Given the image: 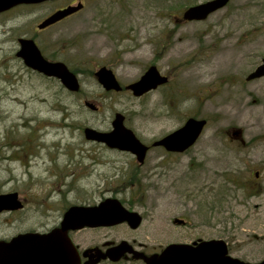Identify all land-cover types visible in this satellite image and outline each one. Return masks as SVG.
I'll list each match as a JSON object with an SVG mask.
<instances>
[{
	"label": "rangeland",
	"instance_id": "374dc122",
	"mask_svg": "<svg viewBox=\"0 0 264 264\" xmlns=\"http://www.w3.org/2000/svg\"><path fill=\"white\" fill-rule=\"evenodd\" d=\"M207 1L82 0L78 14L43 32L38 24L65 1L0 16V194L18 192L25 203L0 215V239L46 231L65 207L113 190L147 194L137 207L144 222L71 231L82 248L135 239L152 254L173 242L219 239L233 257L264 259V77L247 79L264 58V0H230L205 20H182L186 8ZM20 36L77 69L80 90L28 69L16 55ZM104 65L124 86L150 65L171 80L139 97L105 90L95 75ZM117 112L149 145L190 117L206 119L187 152L195 170L184 158L161 166L164 152L155 148L141 169L144 188L134 191L130 155L84 134L111 131Z\"/></svg>",
	"mask_w": 264,
	"mask_h": 264
},
{
	"label": "water",
	"instance_id": "95a60500",
	"mask_svg": "<svg viewBox=\"0 0 264 264\" xmlns=\"http://www.w3.org/2000/svg\"><path fill=\"white\" fill-rule=\"evenodd\" d=\"M47 0H0V13L19 4L40 3ZM230 0H209L204 3L188 7L183 13L187 21H201L213 12L225 7ZM83 8V3L60 9L43 20L40 28H44L60 19ZM179 19H177L178 21ZM20 49L17 52L26 66L48 77H56L71 92H78L81 84L78 76L62 61H50L44 57L34 39L20 38ZM95 75L106 90H122L114 71L107 66L101 67ZM264 76V59L262 63L247 76L248 80ZM169 81L167 76L160 73L157 66H150L141 78L129 84L135 96L158 88ZM86 105L97 109L91 102ZM206 119L190 117L180 128L154 142L163 145L173 152H184L194 145L201 136ZM111 131H99L91 127L84 129L85 137L107 144L112 148H119L134 153L140 163L144 162L148 147L136 136L132 129L125 125V115L117 112L112 122ZM239 132H235L238 135ZM258 175V174H257ZM17 192L0 194V213L5 210H16L23 206ZM142 217L139 213L129 211L119 200H106L95 207L71 206L63 215L60 226L41 233L28 231L20 233L10 240L0 239V264H82L79 252L69 236L70 230L83 227L111 226L128 222L132 228H137ZM175 223L182 222L176 218ZM131 251L127 241H122L116 247L101 255L113 261L119 260L126 251ZM100 257V258H101ZM100 258L95 260L97 262ZM94 263V262H93ZM147 264H264L249 262L229 255L228 245L224 240H200L194 244L172 243L161 253L146 258ZM87 264V262L85 263Z\"/></svg>",
	"mask_w": 264,
	"mask_h": 264
},
{
	"label": "flooded vegetation",
	"instance_id": "af4514ba",
	"mask_svg": "<svg viewBox=\"0 0 264 264\" xmlns=\"http://www.w3.org/2000/svg\"><path fill=\"white\" fill-rule=\"evenodd\" d=\"M53 1H57V0H48V1L41 2V3L21 4V5L15 6V7L11 8V9L7 10V11H4V12L0 13V16L4 15L6 13H9L11 11H14L15 9H17L19 7H35V6L41 5L43 3L53 2ZM62 1H65V2L62 3V4H60L59 6L55 7L54 9H52L51 12L48 14V16L52 15L53 13H55L56 11H58L60 9H64V8H66L68 6L74 5L77 0H68V1L62 0ZM80 1L82 2V0H78L77 3L80 2ZM84 6H85V4H84ZM81 10H79L77 12H74V13H72L70 15H67L66 17L60 19L56 23H53V24H51L49 26H46L44 28H40L39 27V24L43 21L42 20L38 24V26H37L38 32H43V31L49 30L50 28H53L54 26H56V25L62 23L63 21H65V20L73 17L74 15L78 14ZM177 19H179V17H177L176 20ZM179 20H181V19H179ZM0 21L3 22L2 20H0ZM21 37H25V38H29V39H34L35 42L37 43V45L39 46V48L41 49V51H42V53H43V55H44V57L46 59H48L50 61H62V60L57 59L56 55H52V56L47 55L45 53V51L43 50V48H41L40 43L36 40V38L34 36H20L19 38H17L18 42H19V39ZM19 48H20V42H19ZM17 52H16V55H17ZM17 57H18V55H17ZM63 62L69 67V69H71L70 66L65 61H63ZM23 63H24V61H23ZM2 65H3V62H0V66H2ZM104 66H106V65H104ZM26 67L28 69L34 71V72H37L36 70H34V69H32V68H30L28 66H26ZM101 67H103V66H101ZM107 67L110 68L109 66H107ZM110 69H112V68H110ZM71 70H73V69H71ZM73 71L76 73L77 72V69L74 68ZM159 71H160V73L162 75L167 76L169 78V81H167L166 83L160 85L159 87L169 84L170 83V80H171L170 76L167 75L166 73H163L160 69H159ZM118 81H119V79H118ZM120 84H121V82H120ZM128 85H125L124 86V85L121 84L122 90L123 89L130 90V89L127 88ZM122 90H120V91H122ZM113 91H116V90H113ZM125 120H126V118H125ZM203 132H202V134H203ZM167 135L168 134H166L165 136H167ZM165 136H163V137H165ZM163 137L159 138L158 140L162 139ZM200 137H199V139H200ZM198 140H197V142H198ZM156 141H154V142H156ZM154 142L151 145L146 144V146L148 147V150H147V153L145 155L144 162H142V163H140L139 160H138V158H137V156L134 153L130 152V151L121 150L119 148H112V147L108 146L107 144H103L101 147L102 148L103 147H106V148H109V149H113L112 152H115L114 150H118V151H122V152H127L130 155V157H131V163L130 164L133 165L134 168L130 170L131 173H130L129 181L127 183H128V186H131V187L133 185H135L134 187H132V189H134V191H135V189H138L139 190L140 186H143V182H142V180H143L142 174L143 173H142V170L141 169L147 163V160L150 157V154H151L152 150H155V148L160 149V150H162V152H164V155H157L159 157L163 156V158H164V160L160 163L161 166L169 165V162H168L169 160L174 161L175 158H179V159L180 158H184V161H185L183 163L184 168L187 171H191V172L195 170V162H193L192 160H188V157H187L188 156L187 155L188 153L187 152L197 142L194 145H192L191 147H189L188 149H186L184 152H173V151H169V150L166 149L165 146H163V145H155ZM125 184H126V182H125ZM121 187H123V185ZM125 187H126V185H125ZM96 193L95 194H92L94 196V200L93 201H91V200H85L81 204L79 203L77 205L83 206V207H95V206L100 205L102 202H104L106 200H119L120 203H121V205L123 207H125L127 210L134 211V212H137V213L140 214V216L142 217V220H141V223H140L139 227L144 222V219L146 218V215L144 213V209L141 211V210H138L137 207L140 208V207H143L144 206V204L142 203V201L147 196L146 193L130 192V193L122 194V193H118V192H113V190L112 191H105V192H96ZM20 201L23 203V206H22V208H23L25 206L24 200L22 198H20ZM69 207L70 206L65 207L64 210L66 211ZM60 223H61V221L57 225L53 226L52 228H50V229H48L46 231H42V232L50 231L53 228H55L57 226H60ZM118 225L129 226L131 229H134V230H136L138 228V227L137 228H132L131 225H129L128 222H122V223H119L117 225L98 226V227H89V226H86V227H83L81 229L112 228V227H115V226H118ZM81 229H79V230H81ZM70 232H69V235H70ZM122 241H127V240H122ZM122 241L116 242V241H114L112 239H106V240L102 241L100 244L98 242L94 241L93 244H90L87 247L82 248L79 244L75 243L74 240H73V242H74V244H75V246H76V248H77V250L79 252V255L81 257V263L82 264H85L86 262H87V264H127V263H129V264H147L146 263V258L147 257H149L151 255H154V254L161 253L163 251L162 250V251H160L158 253L157 252H154L152 254H148L146 251H144V249H146L147 246L146 245H143V244H137L136 243V240L134 239V240H132V242L127 241L129 243V245L131 246V251L130 250L129 251H126L119 260L113 261L109 257L108 258L101 257V255L106 254L108 250L116 247ZM195 242H191V243H195ZM186 243H188V242H186ZM138 247H140V249ZM98 258H100V259L97 262H95V260H97ZM263 260H261V261H263Z\"/></svg>",
	"mask_w": 264,
	"mask_h": 264
},
{
	"label": "trees",
	"instance_id": "16d2710c",
	"mask_svg": "<svg viewBox=\"0 0 264 264\" xmlns=\"http://www.w3.org/2000/svg\"><path fill=\"white\" fill-rule=\"evenodd\" d=\"M140 188L143 189L144 187H143V186H140ZM140 188H139V189H140Z\"/></svg>",
	"mask_w": 264,
	"mask_h": 264
}]
</instances>
